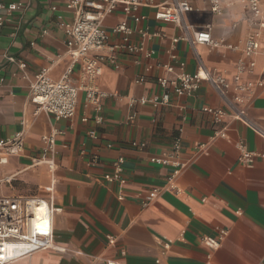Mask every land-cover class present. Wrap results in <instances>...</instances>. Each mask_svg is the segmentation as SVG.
Here are the masks:
<instances>
[{
    "label": "crops",
    "instance_id": "obj_1",
    "mask_svg": "<svg viewBox=\"0 0 264 264\" xmlns=\"http://www.w3.org/2000/svg\"><path fill=\"white\" fill-rule=\"evenodd\" d=\"M189 1L193 10L186 20L198 30L210 27L217 44L174 43L181 29L155 20L149 6L139 9L145 17L140 21L123 6L105 17L110 43L122 41L123 35L112 29L126 21L133 29L130 41L154 54L118 49L119 67L102 64L96 86L105 96L97 112L86 101L80 63H73L67 44L66 26L76 15L67 0H0L18 6L10 15L0 11L7 18L0 25V139L24 132L23 151L0 164V194L38 195L61 209L54 212L53 232L62 250H38L13 264H264V84L259 85L264 46L255 55L245 54L246 39L258 30L247 0H218V11L211 0ZM9 55L27 68L9 61ZM201 65L226 80L227 98L244 96L235 106L249 123L234 118L225 97L208 81H201L192 95H178L172 87L168 104L138 102L163 92L157 77L173 80L183 72L195 74ZM71 66V82L80 87L76 115L56 119L37 111L30 93L36 73L45 68L59 80ZM237 75L241 82L254 83L251 92L237 90ZM205 106L223 109L227 116L217 123ZM222 129L226 137L218 134ZM51 134L56 138L53 169L40 161L44 137ZM177 138L178 171L172 159L151 161L170 158ZM240 140L261 155L252 166L239 159ZM120 156L126 182L106 181ZM13 180L19 186H10ZM154 188L157 196L144 205ZM220 229L228 230L221 246H208L203 237H216Z\"/></svg>",
    "mask_w": 264,
    "mask_h": 264
},
{
    "label": "built area",
    "instance_id": "obj_2",
    "mask_svg": "<svg viewBox=\"0 0 264 264\" xmlns=\"http://www.w3.org/2000/svg\"><path fill=\"white\" fill-rule=\"evenodd\" d=\"M211 1L212 9L218 11V0ZM247 3L258 25V30L248 36L244 45L245 54L252 56L257 54L264 46V0H247ZM67 5L73 8L76 14L73 22L66 26L67 44L70 48L73 63H80L83 78L81 86L86 92V101L93 105L97 112L102 110L101 102L105 96L96 86V81L102 71V64L107 61L114 67H119L118 49H127L134 53L145 52L147 57L154 54L153 50H145L142 44H134L130 41L133 29L126 21L112 29L114 32L123 35L122 41L118 43L109 42V35L103 22L105 17L113 13L118 6H123L124 11L135 21L145 18L139 13V9L142 6L153 7L155 9V20L172 23L181 29L182 35L174 38V43L183 40L192 46L217 44L212 38L210 27L198 30L186 20V14L193 10L189 0H161L160 2L156 0H67ZM17 8L16 3L0 2V11H4L8 15ZM6 19V16L0 14V25L4 24ZM152 35L155 36L158 33H153ZM7 59L17 63L21 69L27 68V63L21 59L10 55L7 56ZM254 64V62H251V67ZM165 68L169 72L174 70L172 65H165ZM72 69V66L69 67L59 80L51 79L48 76V70L45 68L36 73L34 80L30 84V93L32 102L37 106V111L43 110L53 115L56 119H69L76 115L80 87L75 86L71 82ZM140 80L143 81V79ZM201 81H208L220 95L225 97L235 119L249 123L245 113L235 106L236 103L244 100V96L237 95L234 100L227 98L225 93L226 80L220 76H213L202 65L195 74L183 72L173 80L164 76L157 77V83L161 86L163 92L154 94L151 97H141L138 102L142 105L151 104L155 107L168 104L172 87L178 95H192L199 89ZM3 82L4 78H0V85ZM236 82L237 90L242 95L251 92L255 87L253 82H241L239 75L236 76ZM263 84L264 81L259 82V85ZM132 102H135V100ZM204 111L213 114L217 123L223 122V119L227 116L225 110L210 106H205ZM83 121H88V118L84 117ZM96 121L101 123L103 117L97 115ZM89 134L93 138L98 137L95 129H91ZM218 134L222 137L227 136L224 129L220 130ZM262 135L264 136V132H262ZM44 141L46 145L43 148L40 161L48 164L53 169L55 164L50 157V153L55 145V134L45 136ZM133 143L140 146L145 145L136 141ZM238 147L240 150L239 159L245 165L252 166L256 158L261 156L259 153L250 150L244 140L239 141ZM23 148V131H18L8 138H1L0 164L7 163L10 156L19 155ZM180 150L181 142L177 138L173 143L170 158L153 157L151 161L167 164L172 159V163L178 171L182 167V163L177 160ZM124 162V157L120 156L114 164L115 172L105 175L104 179L106 181L125 183L126 179L123 176ZM3 181L4 179H0V188ZM158 192V188L149 191L144 205L153 201ZM60 210L59 207L54 206L52 199L48 200L38 195L9 197L0 194V264H13L15 261L38 250H62L61 247L54 243L53 232V215L54 212ZM227 233V229H220L218 236H204L203 240L208 246L216 249L221 246ZM164 246L165 249L169 248L168 243H165ZM10 247L14 249V253L10 254L8 252Z\"/></svg>",
    "mask_w": 264,
    "mask_h": 264
},
{
    "label": "rangeland",
    "instance_id": "obj_3",
    "mask_svg": "<svg viewBox=\"0 0 264 264\" xmlns=\"http://www.w3.org/2000/svg\"><path fill=\"white\" fill-rule=\"evenodd\" d=\"M0 170H2V168H0ZM18 180L17 181H15V180H13L12 181V183L11 184H9L10 186L12 185V187H16V186H19L18 185ZM4 191H6L7 193L9 192L10 193V191H11V188H9V186L7 185V184H5L4 185ZM16 264H22L21 262H18V263H16Z\"/></svg>",
    "mask_w": 264,
    "mask_h": 264
},
{
    "label": "bare ground",
    "instance_id": "obj_4",
    "mask_svg": "<svg viewBox=\"0 0 264 264\" xmlns=\"http://www.w3.org/2000/svg\"><path fill=\"white\" fill-rule=\"evenodd\" d=\"M8 252H9L10 254H11V253H14V249L10 247V248L8 249Z\"/></svg>",
    "mask_w": 264,
    "mask_h": 264
}]
</instances>
